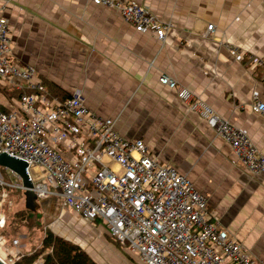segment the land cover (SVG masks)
<instances>
[{
  "label": "crops",
  "instance_id": "obj_1",
  "mask_svg": "<svg viewBox=\"0 0 264 264\" xmlns=\"http://www.w3.org/2000/svg\"><path fill=\"white\" fill-rule=\"evenodd\" d=\"M130 1L173 24L165 43L92 0H0V10L15 58L34 67L61 98L79 92L100 117L116 119L122 135L158 150L264 262V173L233 163L231 145L159 82L167 73L189 87L264 154V116L251 105L255 92L264 100V69L227 47L264 58V0ZM210 23L216 25L212 37L203 38ZM40 201L47 218L56 212V233L100 264H143L110 236L104 221L84 220L59 197Z\"/></svg>",
  "mask_w": 264,
  "mask_h": 264
},
{
  "label": "built area",
  "instance_id": "obj_2",
  "mask_svg": "<svg viewBox=\"0 0 264 264\" xmlns=\"http://www.w3.org/2000/svg\"><path fill=\"white\" fill-rule=\"evenodd\" d=\"M92 1L119 13L136 32H149L163 42L174 29L138 2ZM215 27L208 24L203 38H211ZM227 47L236 58L247 56L253 67L264 69V58ZM159 81L231 145L233 163L252 175L264 173V154L244 129L169 74ZM251 105L264 116V100L257 92ZM0 153L27 162L39 200L59 197L64 208L84 220L104 221L109 234L143 264H264L223 226L193 182L164 163L154 148L122 135L117 120L100 117L79 92L61 98L34 67L15 58L8 18L1 10ZM33 171L43 179L36 181ZM14 187L26 190L22 182Z\"/></svg>",
  "mask_w": 264,
  "mask_h": 264
},
{
  "label": "rangeland",
  "instance_id": "obj_3",
  "mask_svg": "<svg viewBox=\"0 0 264 264\" xmlns=\"http://www.w3.org/2000/svg\"><path fill=\"white\" fill-rule=\"evenodd\" d=\"M169 33L167 34V38ZM156 39L159 40L161 43L166 42V40L163 42L159 38ZM48 88L50 89V87ZM50 90H54L55 92H61L56 87H52ZM155 151L158 152V150L156 149ZM3 170L4 169L0 168V182L2 183V181L4 180H10L11 183L7 182L9 184H2L9 185L12 188L14 187V184L19 185V183H21V179L12 175V172L9 169L5 168V170ZM33 174L36 181L43 179V176L36 175L34 171ZM50 202L56 203L57 200H51ZM58 203L60 202L58 201ZM25 208V197H21L17 193L14 194V191H10L8 195L5 193L3 199L0 200V255H2L5 261H8L10 264H14V262L18 261L22 255V252L26 250H31L34 247L40 245L46 230L52 229L56 233V212L51 215V218H47L46 212H44L43 209L39 210V214L43 215V228H29L28 226L21 225L20 222H16L17 220L15 219V212H17L18 210H24ZM15 222L17 223L16 226H14ZM9 223H11V225L7 227V224ZM23 224H27V220H25ZM16 240H18V243L15 242ZM41 262L42 259L40 258L35 262V264H41Z\"/></svg>",
  "mask_w": 264,
  "mask_h": 264
},
{
  "label": "trees",
  "instance_id": "obj_4",
  "mask_svg": "<svg viewBox=\"0 0 264 264\" xmlns=\"http://www.w3.org/2000/svg\"><path fill=\"white\" fill-rule=\"evenodd\" d=\"M4 169V167H1ZM3 170V171H4ZM6 182H10L4 180ZM11 183V182H10ZM10 191H14L21 197H25L24 191L17 187H12L0 182V200L3 199L4 194L7 195ZM39 210L33 212L27 208L15 212L16 222L29 228H43V215L39 214ZM27 220V224L23 222ZM15 222L14 226L17 225ZM11 223L7 224V227ZM111 236V235H110ZM118 243V241L116 240ZM42 259V264H100L93 256L80 244L73 242L70 239L55 233L52 229L46 230L40 245L31 250L22 252L21 257L14 264H35L38 259Z\"/></svg>",
  "mask_w": 264,
  "mask_h": 264
},
{
  "label": "water",
  "instance_id": "obj_5",
  "mask_svg": "<svg viewBox=\"0 0 264 264\" xmlns=\"http://www.w3.org/2000/svg\"><path fill=\"white\" fill-rule=\"evenodd\" d=\"M0 166L9 169L20 177L22 184L26 187L24 191L26 208L33 212L40 210L42 201L39 200L37 193L33 190L34 184L29 177L27 162L9 154L0 153ZM0 264L7 263L0 258Z\"/></svg>",
  "mask_w": 264,
  "mask_h": 264
},
{
  "label": "bare ground",
  "instance_id": "obj_6",
  "mask_svg": "<svg viewBox=\"0 0 264 264\" xmlns=\"http://www.w3.org/2000/svg\"><path fill=\"white\" fill-rule=\"evenodd\" d=\"M0 257L2 258V259H4V257L2 256V255H0ZM5 260V259H4Z\"/></svg>",
  "mask_w": 264,
  "mask_h": 264
}]
</instances>
